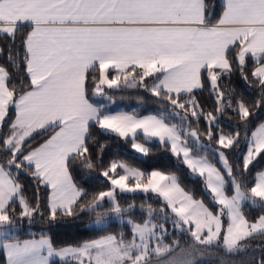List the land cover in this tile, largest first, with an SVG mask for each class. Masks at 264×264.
<instances>
[{
  "label": "snow or ice",
  "instance_id": "obj_1",
  "mask_svg": "<svg viewBox=\"0 0 264 264\" xmlns=\"http://www.w3.org/2000/svg\"><path fill=\"white\" fill-rule=\"evenodd\" d=\"M216 7L208 0H0V34L12 41L7 65L0 64V251L6 264H57L55 258L63 264H212L221 251L264 253V243L250 244L264 242V214L252 220L244 212L246 205L264 210V170L251 186L246 177L264 159V123L251 139L242 134L254 113L244 99L234 103L235 89L224 84L238 74L247 85L251 77L259 89L251 107L264 109V0H220L213 19ZM122 87L142 88L171 107L144 116L112 111L108 90ZM204 91L215 114L197 99ZM229 110L240 123L225 133L218 121ZM202 119L208 144L198 129ZM38 135L46 138L33 146ZM98 135L122 139L144 157L158 144L190 176L202 178L211 207L186 191L175 173L115 160L102 172L108 190L87 199L73 171L103 167L97 162L107 145ZM242 138L241 168L229 152ZM21 176L33 181V199ZM117 192L151 194L163 206L141 204L143 223L125 221L136 205L122 207ZM82 212L94 214L96 226L109 217L131 225L132 238L108 234L58 248L47 232L38 239L14 235L24 223L47 216L54 225ZM169 221L190 237L187 246L179 238L165 242ZM254 264H264V257Z\"/></svg>",
  "mask_w": 264,
  "mask_h": 264
},
{
  "label": "trees",
  "instance_id": "obj_2",
  "mask_svg": "<svg viewBox=\"0 0 264 264\" xmlns=\"http://www.w3.org/2000/svg\"><path fill=\"white\" fill-rule=\"evenodd\" d=\"M208 3L216 4L215 14L213 19L218 17L220 13V0H208ZM30 29L25 28L22 30L26 32ZM20 38L17 36L15 47L19 48ZM12 46V41L5 37L0 36V48L5 50L4 55H0V64L7 65V50ZM249 69L254 67V64L249 60ZM19 83V82H17ZM224 84L235 89L236 95L234 96V103L237 99H244L246 103L250 105V110L254 113V116L251 117V123L247 126V129L241 128L242 134L246 132L248 139H251V134L259 126V124L264 123V109L257 110L254 107H251V102L258 99L259 89L255 84L251 83V77H249V84H245L243 80L239 78V75L232 77L231 81L225 80ZM109 95L112 97V100L116 102H123L129 105L128 108H124L123 111L133 112L144 116L149 114H155L160 109H168L171 106L167 104H161L157 101L156 98L151 96L150 93L146 92L142 88H121L119 90H108ZM197 99L200 101L201 107L205 111L214 112V104L211 96L207 91H204L202 94L197 96ZM97 97L93 98V101L96 102ZM215 114V112H214ZM191 120V118H190ZM174 122H179L174 120ZM218 123L225 133H232L236 130V126L239 125V117L232 111H227L221 116ZM192 127L196 128L197 125L195 122H192ZM199 131L202 133V139L207 141L206 138V124L202 119L198 126ZM213 132H216V129H213ZM44 136H36V139L33 143V146H38L43 142ZM97 139L106 143V147L102 153V161H98L103 164V167L97 166L93 170H84L80 169L78 166L73 171V179L77 183L78 187L85 189L88 193L87 199H90L93 195L98 194L100 191H107L110 187L107 182V178L102 176L104 169L108 167L111 161H120L131 167L139 168L142 171L150 172L152 170H160L163 172H172L175 173L179 179L181 186L185 188L186 191H190L194 194L195 198L203 199L206 204H210L209 197L204 193V185L202 180L197 177L190 176L188 169L180 163L174 156L169 152L163 151L158 144H151L149 147L153 148V151L147 156H139L134 153L131 149L129 143L124 142L122 139L109 138L103 136H97ZM242 154H246V144L245 141L241 140V143L237 148L229 152V159L234 163V165L239 164L242 168ZM211 156V155H210ZM3 157L0 156V159ZM215 162V161H214ZM264 170V159L258 158V161L255 162V167L250 166V171L246 174L247 181L249 186L254 181L255 173ZM20 182L25 187V195L29 199H33V193L35 191L33 181L26 176L20 177ZM43 193V189H41ZM117 198L122 207H127L129 204L135 203L136 209L130 214V216H125L131 218L136 223H143L146 219V213L140 209L141 204H151L153 208L159 209L162 207V201L157 199L154 195L145 196L143 194H117ZM110 205L105 202L104 209H108ZM17 210H19L17 206ZM46 212V209H45ZM244 212L249 219L254 220L258 215L263 214L264 210L260 208H254L250 205L245 206ZM109 217L108 224L106 226L96 228L91 227L90 223L95 220V215L87 212H82L77 215L76 218L72 217H62L54 225L47 223V216H45L44 222H37L29 226L27 223H24L22 227L14 233L17 239L27 240V239H38L42 232H47L51 236L53 243L56 247H64L68 245H79L80 243L86 240L98 239L102 236L108 234H114L119 236L123 234L125 240H130L132 238L131 225L127 223H120L119 221L111 219ZM39 220V218H37ZM156 222L161 223L162 221L157 220ZM165 227L168 229L169 237L166 239V243H171L172 238H179L181 243L184 246H187L186 241L190 240V237L187 235H181L178 231H175L169 221ZM34 233L35 235H32ZM264 243L259 239L250 241V244L257 245ZM264 257V253L251 251L241 253L237 256H226L222 251L218 252L217 255L212 260V264H219V260L223 259L225 261H245V264H254L255 258ZM57 264H63L62 261H56ZM0 264H6V255L0 251Z\"/></svg>",
  "mask_w": 264,
  "mask_h": 264
},
{
  "label": "rangeland",
  "instance_id": "obj_3",
  "mask_svg": "<svg viewBox=\"0 0 264 264\" xmlns=\"http://www.w3.org/2000/svg\"><path fill=\"white\" fill-rule=\"evenodd\" d=\"M97 99L98 100H100L101 102H107L106 100H102L101 98H98L97 97ZM97 101V100H96ZM114 101V100H113ZM129 107V105L127 104V103H123V102H116V101H114V103H112L111 104V110L112 111H123L124 110V108L126 109V108H128ZM202 141H203V143H205V144H208V142H206L205 140H203L202 139ZM214 146V145H213ZM132 149V148H131ZM132 151L134 152V153H136L135 152V150H133L132 149ZM137 155H139V156H142L141 154H139V153H136ZM211 155V154H210ZM220 165L219 164H217V167H219ZM186 167V166H185ZM189 171V170H188ZM190 173V172H189ZM197 178H199V177H197ZM201 180H202V178H200ZM119 192H117V194H118ZM121 194H142V193H139V192H137V193H121ZM229 194H232L231 192L229 193ZM144 195V194H143ZM118 199V198H117ZM247 206V205H246ZM264 214V213H263ZM111 219H113V220H116V221H119L120 223H122L119 219H117V218H115V217H113V218H111ZM124 219H125V221L127 220V219H129V218H127V217H124ZM93 222H94V220L90 223V226L91 227H96V228H100V227H103V226H96V225H94L93 224ZM108 222H109V220H108ZM108 222H107V224H108ZM157 223H159V222H157ZM106 224V225H107ZM106 225H104V226H106ZM214 259V257L212 258V260Z\"/></svg>",
  "mask_w": 264,
  "mask_h": 264
},
{
  "label": "crops",
  "instance_id": "obj_4",
  "mask_svg": "<svg viewBox=\"0 0 264 264\" xmlns=\"http://www.w3.org/2000/svg\"><path fill=\"white\" fill-rule=\"evenodd\" d=\"M0 36H3L2 34H0ZM258 128V127H257ZM257 128L255 129V131L257 130ZM254 131V132H255ZM56 259V261H59V259L58 258H55Z\"/></svg>",
  "mask_w": 264,
  "mask_h": 264
}]
</instances>
